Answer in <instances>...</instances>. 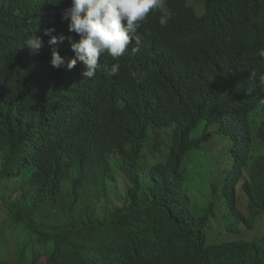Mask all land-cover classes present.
I'll use <instances>...</instances> for the list:
<instances>
[{
    "label": "trees",
    "instance_id": "obj_1",
    "mask_svg": "<svg viewBox=\"0 0 264 264\" xmlns=\"http://www.w3.org/2000/svg\"><path fill=\"white\" fill-rule=\"evenodd\" d=\"M194 1L208 15L224 12L221 4ZM166 3L169 22L159 24L160 12L147 22L138 32L139 50L121 65L110 86H122L129 75L157 77L188 67L168 45H200L204 40L191 33L207 30L187 27L207 20L194 18L188 0ZM253 31L235 39L226 30L225 40L235 47L236 74L229 78L221 104L236 103L234 96L251 100L264 94L259 79L264 77V35ZM216 32L215 44L220 45L225 32ZM246 108L244 126L253 134L262 110ZM100 115L80 119L74 110V119L65 118L60 126L55 122L51 134L42 130L0 138V242L6 245L11 236L19 244L14 254L23 259L21 264H34L40 254L46 264H199L220 263L227 256L239 264H264L262 194H253L246 183L248 202L238 208L243 197L234 195L227 173L196 156L202 152L193 153L192 147L175 145L174 168H185L177 177L161 176L153 164L139 159L104 165L101 145L113 131L100 127ZM225 197L227 211L222 210Z\"/></svg>",
    "mask_w": 264,
    "mask_h": 264
},
{
    "label": "clouds",
    "instance_id": "obj_2",
    "mask_svg": "<svg viewBox=\"0 0 264 264\" xmlns=\"http://www.w3.org/2000/svg\"><path fill=\"white\" fill-rule=\"evenodd\" d=\"M203 1L224 10L220 17L211 16L200 11L199 1L188 0L194 18L207 22L187 28L207 30L191 33L204 41L189 49L176 46L179 50L167 44L187 68L157 77L129 75L122 86H110L139 50L138 32L147 22L157 12L161 26L169 22L166 0H0V138L42 130L51 134L55 122L60 126L65 118L74 119V110L80 119L101 113L100 127L113 131L101 145L102 164L139 159L161 176L177 177L185 168H174L175 145L192 147L193 153L202 152L196 156L222 167L234 195L243 197L238 202H248L246 183L263 201L264 94L251 100L234 96L232 105L220 101L236 74L235 47L225 40L226 30L235 39L253 30L264 35L258 32L264 29V0ZM218 30L225 32L220 45L215 44ZM259 79L264 85V77ZM41 104L46 105L38 110ZM246 107L262 110L253 134L244 126ZM218 137L229 142L220 155ZM12 241L10 236L6 245L0 242V264H21L14 254L19 244ZM45 258L40 254L34 264H46ZM235 260L227 256L220 263L199 264H239Z\"/></svg>",
    "mask_w": 264,
    "mask_h": 264
},
{
    "label": "rangeland",
    "instance_id": "obj_3",
    "mask_svg": "<svg viewBox=\"0 0 264 264\" xmlns=\"http://www.w3.org/2000/svg\"><path fill=\"white\" fill-rule=\"evenodd\" d=\"M218 141H219L218 155H220L222 151H224V150L227 151V149L229 147V142L227 140H222L220 137H218ZM190 195H193V193L191 192ZM205 195H207L209 199L212 198V195L210 192L205 193ZM246 203H247V201L238 202V207L241 209H244V206ZM222 210L223 211L228 210L227 209V203H226V197L224 198V203L222 204ZM216 220H218V221L221 220V218L218 216V214H217ZM218 221H214V222L218 223ZM212 231H216V230L213 228ZM215 236L217 237L218 235H215Z\"/></svg>",
    "mask_w": 264,
    "mask_h": 264
}]
</instances>
